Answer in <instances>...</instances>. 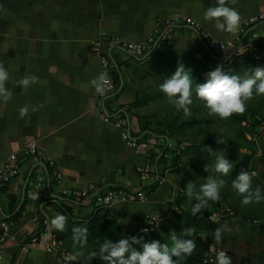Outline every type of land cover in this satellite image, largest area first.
<instances>
[{"label": "crops", "instance_id": "crops-1", "mask_svg": "<svg viewBox=\"0 0 264 264\" xmlns=\"http://www.w3.org/2000/svg\"><path fill=\"white\" fill-rule=\"evenodd\" d=\"M215 2L0 0V64L9 71L6 86L12 93L8 100L0 98V165L18 153L22 168L11 182L0 184V222L3 216L10 219V215L21 213L14 219L5 244L6 264H59L55 251L29 241V237L44 226L50 229L49 217L64 189H86L91 184L100 189L121 185L140 188L137 164L146 160V154L126 142L119 125L97 112L99 91L93 81L101 85V63L95 42L106 34L120 43L146 40L161 24H183L189 19L184 27L169 28L168 37L179 49L205 55L208 45L199 29L217 40L234 41L244 29L242 20L264 11V0H225L239 11L240 22L234 31H218L214 22L204 18V11ZM244 47L264 52V34L249 36ZM114 56L117 63L128 58L126 53L115 51ZM120 68L127 85L115 104L127 106L135 102L137 94L129 67L121 64ZM33 75L37 80L28 87L17 83ZM21 108L27 109L23 116ZM131 130L140 132L136 116L131 119ZM253 139L255 149L245 152L252 155L254 176L264 188V133ZM31 140L37 141L42 153L52 155L63 172L62 180L50 182L40 198L35 195L31 176L44 161L28 159L21 153ZM150 141L160 147L164 144L162 139L151 137ZM170 143L171 154L160 165L166 182L149 193L145 202L119 201L109 208L124 230L143 226L148 215L158 224L175 209L177 181L183 165L190 161L186 154L195 149L184 142ZM68 203L78 218L91 215L95 209L89 203ZM225 206L217 209L224 216L215 232L207 236L210 242L223 248L232 264H264V213L248 218ZM217 230L221 231L219 240L214 238Z\"/></svg>", "mask_w": 264, "mask_h": 264}, {"label": "trees", "instance_id": "trees-1", "mask_svg": "<svg viewBox=\"0 0 264 264\" xmlns=\"http://www.w3.org/2000/svg\"><path fill=\"white\" fill-rule=\"evenodd\" d=\"M176 23L170 21L168 24L160 25V29L153 34L154 40L145 49L142 55L130 54L122 63H117L112 53L114 69L113 77L117 84V91L110 96L109 102L115 103L116 98L126 87L124 74L120 68L121 64L129 67L131 74V83L135 86L136 100L127 106H118V110L122 113L130 112L138 118L140 132L135 133L130 129V136L140 141L149 140L151 137L155 140L162 139L164 144L161 151L164 153L156 158V167L158 175L164 173L160 170V165L165 162L168 157L165 153L169 151L170 141L175 140L176 143H182L183 139L191 142L193 149L191 153H187L189 163L183 165L184 171L179 177L178 191L176 200L173 203L174 210L164 215V219L156 225L152 230L147 232L137 227L131 231L124 230L115 214L105 207H95L93 213L85 218H78L73 213L71 205L68 203L73 197L65 193L59 194L58 204L54 206V213L49 217V227L55 235L56 241L61 248H65L73 255L76 260L73 264H107L98 256L92 257L91 252L97 250L99 244L107 239L114 241L120 238H131L136 236L142 237L144 241L160 240L162 243H170L169 237L173 230L178 234L183 229L192 228L193 232L187 234V238L194 239L196 248L191 256L181 261L180 264H204L203 257L208 249L210 240L207 237L215 232L219 222L210 218L212 214L217 212L218 207L231 208L235 214H243L244 216H256L264 213L263 200L259 203L253 202L248 205H241V196L232 189V180L236 178L238 173L243 169L253 173L252 155L246 157V150H254L251 146L249 135H255L252 129H247L244 125V119L238 113H234L227 119L210 116L203 102L195 97L193 92V104L190 106L191 114L185 116L182 111L176 108L168 101L167 97L159 88V84L166 78L170 77L177 70L180 64H184L186 68H190L193 73V86L197 82H204L206 73L221 64L225 71L238 73L243 75L245 72L250 73L254 67H264V52H254L249 48H242L232 56H225L227 52L218 51L209 44V51L205 55H197L188 51L179 49L175 43L168 37L167 30L174 27H184L186 23ZM200 33V29L198 30ZM240 40H234L235 44H239L241 40L246 42L250 36L249 28L243 29L240 33ZM205 40V39H204ZM118 46V45H114ZM121 47V45H119ZM156 82V90L151 87L150 81ZM255 97V96H254ZM264 105V95H261ZM107 101V102H108ZM217 120L231 124L232 132L215 131L213 123ZM217 136L224 137V143L217 142ZM211 147L217 151H227L228 158L234 163L233 169L227 176H224L226 183L221 190V197L217 201H210L208 205L203 207L196 215H192V205L195 200H189L183 190L186 183L191 180L199 187L200 183L205 182L212 172L206 170V165L211 164L212 156L207 148ZM172 150V149H171ZM175 152V150H174ZM161 153V152H160ZM159 185L157 180H152L145 185L148 192H153ZM122 186V185H121ZM126 187V186H123ZM253 189L259 187L261 194L264 195V188L260 180L252 176ZM75 201V200H74ZM225 209V208H224ZM225 209V210H227ZM21 213L16 212L10 215V219L16 220ZM58 214L66 216L65 229L57 230L52 226V219ZM74 227L88 228L87 240L83 245L74 243L72 239V230ZM131 243V239H130ZM133 247L141 249V243H134Z\"/></svg>", "mask_w": 264, "mask_h": 264}, {"label": "clouds", "instance_id": "clouds-1", "mask_svg": "<svg viewBox=\"0 0 264 264\" xmlns=\"http://www.w3.org/2000/svg\"><path fill=\"white\" fill-rule=\"evenodd\" d=\"M204 18L212 21L218 31H234L240 22V13L236 8L230 7L225 0H216L213 6L204 11ZM232 56V55H231ZM9 71L0 64V98L8 100L12 93L7 88L9 81ZM100 79H103L101 77ZM37 80L36 76H25L17 83L28 87L30 83ZM97 90H101V85L94 80ZM159 88L167 97L168 101L176 108L182 111L185 116L191 114L190 106L193 104V92L195 97L203 102L204 107L210 116H216L221 119H227L234 113H243L246 110L247 102L254 96L264 95V67L256 66L248 73L243 75L225 71L221 64L206 73L204 82H197L193 86V73L190 68L180 64L177 70L170 77H166ZM27 111L21 108L23 116ZM224 137L217 136L219 144L224 143ZM212 156L211 164L206 165V170L211 168L215 174H210L205 178V182L200 183L199 187L194 181L189 180L183 187L187 198L195 200L192 205V215H196L210 201H217L221 197V190L226 181L223 178L227 176L234 167L228 155L222 151L207 148ZM247 170H241L235 179L232 180L231 187L241 196V205L264 200L259 187L253 189L252 176ZM52 226L60 231L65 229L66 216L58 214L52 219ZM148 231L147 228L144 229ZM194 229H183L180 234L173 230L170 234V243L160 240L144 241L142 237L132 236L131 243L129 238H120L117 241L107 239L99 244L96 251L91 252L92 257H99L107 264H180L181 261L191 256L196 244L194 239L187 238V234ZM88 228L74 227L72 230V239L74 243L83 245L87 240ZM216 240L221 238V231L215 233ZM134 243H141V249L133 247ZM216 264H231L229 254L221 251L217 253Z\"/></svg>", "mask_w": 264, "mask_h": 264}, {"label": "built area", "instance_id": "built-area-1", "mask_svg": "<svg viewBox=\"0 0 264 264\" xmlns=\"http://www.w3.org/2000/svg\"><path fill=\"white\" fill-rule=\"evenodd\" d=\"M186 23H190L187 19ZM241 27L244 29L249 28L250 36L257 37L260 34H264V11L253 14L246 17L241 22ZM168 34V33H166ZM200 35L205 39L207 44L218 51H232L236 47L235 41H221L213 38L207 31L200 30ZM154 40L153 35L149 36L146 40L139 41H127L120 43L116 37L109 34L101 36L94 44V49L100 54L101 63V90H99L100 104L97 112L107 121H112L122 128V135L126 142L134 147L138 152H144L146 154V160L137 164V171L139 174L140 188H129L123 186H113L105 189H100L95 184L89 185L86 189H64L61 193H65L73 197L70 201L72 204H84L89 203L92 207H105L111 208L116 202L119 201H132V202H145L149 197L148 189L143 185L149 183L152 180H157L159 184L166 182L164 175H158L155 159L161 151V147L156 142L149 140H138L130 136L131 119L134 116L130 112L122 113L118 110V106L115 103L109 102L110 96L117 91V84L112 74L114 69L113 56L115 52L126 53L129 57L130 54L142 55L149 44ZM236 40H240L238 35ZM118 45V46H114ZM121 45V47H119ZM114 47V48H113ZM112 52V53H111ZM108 101V102H107ZM23 156L28 159L41 158L44 161V166L39 167L34 175H32V186L35 190V195L40 198L44 189L50 182L59 183L63 178V172L61 166L52 155L42 153L39 149L36 140L29 141L21 150ZM170 151L165 153V157H169ZM20 154L15 153L9 159L0 165V184H7L11 182L15 177L19 176L22 172L21 165L19 163ZM255 171H253L254 173ZM75 200V201H74ZM224 216V212L217 211L210 216L214 221H218ZM14 221L11 219H5L3 216L0 222V264L4 263L5 256V244L10 238L11 227ZM156 225V218L152 215L146 217V223L141 226V230L145 228L152 230ZM29 241L40 243L46 249L55 251L58 255L59 264H73L76 260L75 255L61 248L59 243L55 239V235L49 228L44 226L39 233L33 234L29 237ZM226 251L217 244L210 242L207 251L203 257L204 264H216L217 253ZM232 264V262H231Z\"/></svg>", "mask_w": 264, "mask_h": 264}, {"label": "rangeland", "instance_id": "rangeland-1", "mask_svg": "<svg viewBox=\"0 0 264 264\" xmlns=\"http://www.w3.org/2000/svg\"><path fill=\"white\" fill-rule=\"evenodd\" d=\"M4 29L5 28L3 26L2 32H4ZM150 85L153 88V90L159 89L158 87H156V82L153 80L150 81ZM261 103H262V97L261 96H255L250 101L247 102L245 112L238 113L244 119L243 125L247 129H252L253 132L255 133V135H251L252 138H250V139H252L251 140V143H252L251 146L253 147V149H254V146H256V142L253 139V137H258L264 133V105L261 106ZM213 117H216V116H213ZM213 126H214L215 131H217V132L221 131V132L231 133L232 129H233L231 124H227L224 121H219V120H217L215 123H213ZM183 140L184 141H182V142L186 143L187 146L190 145L191 142L187 141L186 139H183ZM224 153L226 155L228 154L227 151H224ZM245 155H246V157H249L247 152L245 153ZM158 224H156V225H158ZM4 262H5V259H4Z\"/></svg>", "mask_w": 264, "mask_h": 264}, {"label": "water", "instance_id": "water-1", "mask_svg": "<svg viewBox=\"0 0 264 264\" xmlns=\"http://www.w3.org/2000/svg\"><path fill=\"white\" fill-rule=\"evenodd\" d=\"M188 26H190V25H188ZM242 46H243V40H241L240 43L238 45H236V47L234 48V50L228 51L225 56L227 57V56H231V55L237 53L238 51H240L242 49ZM208 51H209V47H208Z\"/></svg>", "mask_w": 264, "mask_h": 264}]
</instances>
